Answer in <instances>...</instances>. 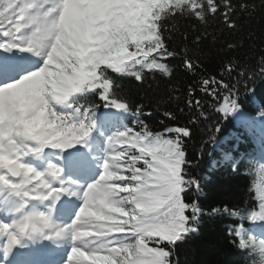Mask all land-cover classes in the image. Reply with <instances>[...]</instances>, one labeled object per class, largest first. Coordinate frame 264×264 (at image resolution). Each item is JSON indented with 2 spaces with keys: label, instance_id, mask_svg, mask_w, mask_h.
<instances>
[{
  "label": "snow or ice",
  "instance_id": "obj_1",
  "mask_svg": "<svg viewBox=\"0 0 264 264\" xmlns=\"http://www.w3.org/2000/svg\"><path fill=\"white\" fill-rule=\"evenodd\" d=\"M260 7L264 10V0ZM256 11L255 4L237 5L232 0H0L4 257L14 246L22 247L25 238L55 243L67 237L72 246L65 264H178L174 250L197 234L205 215L198 202L186 200L189 191L200 190L199 181L188 171L187 142L194 131L189 124L211 119L208 106L196 98L197 88L189 85V123L154 130L145 120L152 115L146 112L148 106L121 95L119 79L132 78L141 85L148 76L171 80L176 71L172 61L178 56L183 68L194 72L200 67V45L208 36L196 25L206 29L210 21L222 17L229 30L238 31L237 17L247 13L252 18ZM181 20L196 22L191 35L181 30ZM16 50L34 53L42 64L15 66L23 59ZM240 67L229 61L220 79L211 76L198 82V90L212 101L210 107L217 114L227 117L238 108V89L223 75L236 72L249 79L251 70L237 72ZM258 68L259 77H264V55ZM10 71L14 74L8 75ZM251 78H257L255 71ZM221 89L227 95L221 96ZM90 97L101 103L91 102ZM101 107L119 110L126 117L106 136L101 128H112V117L101 113ZM163 115L178 120L173 111ZM97 132L105 140L102 155L88 147ZM217 139L213 136L211 142ZM46 148L54 152L49 156ZM30 157L42 167L29 164ZM257 162L260 210L247 218L264 222V155ZM94 164L100 173L94 181L84 182ZM232 167L237 170L234 162ZM244 211L239 213L241 219ZM209 212L229 209L212 207ZM57 216L71 219L57 221ZM230 231L239 237V249L258 254L259 264H264V237L257 243L242 227ZM21 264L33 262L22 258Z\"/></svg>",
  "mask_w": 264,
  "mask_h": 264
},
{
  "label": "trees",
  "instance_id": "obj_2",
  "mask_svg": "<svg viewBox=\"0 0 264 264\" xmlns=\"http://www.w3.org/2000/svg\"><path fill=\"white\" fill-rule=\"evenodd\" d=\"M232 2L237 5L241 2H247L250 6L255 4L257 11L252 18L247 13L237 17L241 25L238 31L229 30L222 17L210 21L206 29L196 25L201 32L206 30L208 36L200 45V67L194 72L185 70L181 56H178L172 61L176 71L171 80L148 76L143 85L133 79L119 82L121 95H128L134 101L148 106L146 112L152 115L146 116L145 120L154 130L164 125L189 123L191 114L186 107L189 85L197 88L196 98L203 99L208 106L206 110L211 119L195 126L189 124L194 127V131L192 139L187 142L188 159L191 162L188 171L201 184V191H189L186 200L198 202L205 215L200 218L197 234L174 250L173 260L178 264H259L258 254L251 250L245 253L239 249V237L234 238L230 230L242 227L248 237H253L247 217L252 211L260 210L255 188L261 166L257 161L264 155V119H261L264 117V77L258 75V64L264 55V10L260 7L261 0ZM179 23L181 30L187 29L192 34L195 21L181 20ZM229 43L238 47L229 49ZM229 61L241 66L237 72L249 69L257 73V78L253 81L251 71L247 80L236 72L231 77L224 73V81L235 84L238 89V108L225 117L210 107L212 101L198 90V82L211 76L220 79L223 65ZM245 84L250 86L245 88ZM220 94L227 95L222 89ZM89 100L101 103L96 97H90ZM179 108L185 111L180 113ZM166 110L175 112L178 120L173 122L166 118L163 115ZM213 136L218 138L215 144L211 142ZM233 162L237 165L236 171H233ZM212 207L221 210L227 207L229 212L210 214ZM241 209L245 210L244 219L239 216ZM253 256L255 259L251 258Z\"/></svg>",
  "mask_w": 264,
  "mask_h": 264
},
{
  "label": "rangeland",
  "instance_id": "obj_3",
  "mask_svg": "<svg viewBox=\"0 0 264 264\" xmlns=\"http://www.w3.org/2000/svg\"><path fill=\"white\" fill-rule=\"evenodd\" d=\"M101 149V154L99 155H102L103 154V148H99V147H95V151L98 153V151ZM101 171V168H98V171L94 172V170L92 169V174H93V178L91 180H95L97 178V175L100 173ZM89 180V179H88Z\"/></svg>",
  "mask_w": 264,
  "mask_h": 264
},
{
  "label": "bare ground",
  "instance_id": "obj_4",
  "mask_svg": "<svg viewBox=\"0 0 264 264\" xmlns=\"http://www.w3.org/2000/svg\"><path fill=\"white\" fill-rule=\"evenodd\" d=\"M0 256H3V248L2 247L0 248ZM17 264H21V262L20 263L18 262Z\"/></svg>",
  "mask_w": 264,
  "mask_h": 264
}]
</instances>
